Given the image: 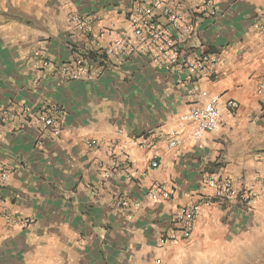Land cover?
<instances>
[{
  "label": "crops",
  "instance_id": "obj_1",
  "mask_svg": "<svg viewBox=\"0 0 264 264\" xmlns=\"http://www.w3.org/2000/svg\"><path fill=\"white\" fill-rule=\"evenodd\" d=\"M135 1L0 2L18 16L0 22V109L57 106L67 116L59 139L31 126L0 124V171L7 173L1 209L34 220L22 230L0 218V264H264V108L255 94L264 73V0H214L216 17L194 22L190 53L220 59L215 77L198 86L222 95L218 129L199 139L190 125L178 123L190 107L183 88L145 57L112 58L100 77L74 81L40 79L31 62L39 48L57 64L105 48L128 32ZM166 1L186 14L201 2ZM73 14L91 16L95 32L111 35L94 47L71 25ZM227 99L239 103L232 115ZM172 130H179L175 148L162 139L145 150L133 145ZM121 151L132 162L130 172L113 169ZM153 158L157 168L150 167ZM211 172L254 190L252 207H204L189 239L159 246L180 206L212 194L205 184ZM155 181L174 186L169 200L148 197ZM123 199L138 207H117Z\"/></svg>",
  "mask_w": 264,
  "mask_h": 264
},
{
  "label": "built area",
  "instance_id": "obj_2",
  "mask_svg": "<svg viewBox=\"0 0 264 264\" xmlns=\"http://www.w3.org/2000/svg\"><path fill=\"white\" fill-rule=\"evenodd\" d=\"M216 14L217 5L214 0H201L189 14L172 7L166 0H137L128 11V32L118 34L105 48L79 51L70 62L64 64H57L45 48L33 50L30 59L33 66L39 69L40 79L52 76L63 81H74L100 77L112 58L120 61L133 54L145 57L156 68L169 73L176 86L183 88L190 107L178 116V123L181 126L190 125L192 137L199 139L204 133L216 131L219 127L222 95L202 90L198 84L200 80L215 77L220 59L214 53H190L189 48L190 41L196 34L194 22L199 18L213 19ZM69 20L74 29L94 47L98 46L100 39L111 35V30L107 29L95 32V19L91 16L73 14ZM255 94L264 108V73L256 84ZM223 105L229 115L239 109V103L235 100L227 99ZM66 119L65 111L57 106L41 107L37 110L26 105L0 109L1 125L13 128L31 126L55 139L60 138ZM178 133L179 130H172L156 136H141L133 141V145L145 150L153 145L155 139H162L168 148H175L179 144ZM90 145L95 146L97 143L91 141ZM116 148L117 146H113L112 150ZM116 166L127 172L132 170L129 156L122 151L119 160L113 163V169ZM150 167L157 168L158 161L153 158ZM263 176L264 171L259 179ZM6 180L7 173L0 171V183ZM205 184L212 190V194L199 198L194 204L180 206L173 218V227L160 236L159 246L189 239L204 207L234 205L249 209L256 198L254 190L237 187L234 179L226 173H207ZM174 189L171 183L155 181L147 195L153 201L169 200ZM3 203L4 199L0 195V218L6 224L22 230L33 224L34 220L31 218H21L2 211ZM117 207L135 209L138 204L123 199L117 202Z\"/></svg>",
  "mask_w": 264,
  "mask_h": 264
},
{
  "label": "rangeland",
  "instance_id": "obj_3",
  "mask_svg": "<svg viewBox=\"0 0 264 264\" xmlns=\"http://www.w3.org/2000/svg\"><path fill=\"white\" fill-rule=\"evenodd\" d=\"M2 1H4V2H7V0H0V2H2ZM18 9V8H17ZM16 9V10H17ZM18 11V10H17ZM8 14H9V16L10 17H12V16H16V17H18L17 16V13H15L14 11H12V9H5V10H3L2 9V7H1V3H0V22L3 20V19H6V15L8 16Z\"/></svg>",
  "mask_w": 264,
  "mask_h": 264
}]
</instances>
